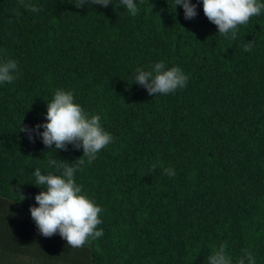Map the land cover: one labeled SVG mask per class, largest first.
Segmentation results:
<instances>
[{
	"label": "trees",
	"instance_id": "16d2710c",
	"mask_svg": "<svg viewBox=\"0 0 264 264\" xmlns=\"http://www.w3.org/2000/svg\"><path fill=\"white\" fill-rule=\"evenodd\" d=\"M75 2L24 0L40 9L31 12L0 0V61L19 68L0 84V264H208L221 243L232 264L245 249L264 264V10L231 40L202 0H189L190 20L174 0H135L136 16L119 0ZM160 61L188 80L150 96L132 74ZM56 89L114 138L74 176L104 210V235L81 248L40 235L29 212L44 190L32 172L59 175L49 160L83 155L20 131L47 122Z\"/></svg>",
	"mask_w": 264,
	"mask_h": 264
},
{
	"label": "clouds",
	"instance_id": "9594fccd",
	"mask_svg": "<svg viewBox=\"0 0 264 264\" xmlns=\"http://www.w3.org/2000/svg\"><path fill=\"white\" fill-rule=\"evenodd\" d=\"M86 3L107 7L112 0H76L75 7L80 8ZM21 4L31 12L40 11L35 5L24 3V0H21ZM119 4L126 7L131 16H136L140 11L135 0H119ZM177 5L183 9L186 20L197 15L196 5L189 0H174V7ZM202 9L205 17L217 27L219 35L235 40L239 26L246 25L251 17L260 15L264 3L258 0H202ZM252 47L253 42L247 43L244 51H250ZM18 72L15 60L0 61V84L13 83L19 78ZM187 80L188 77L179 67L166 68L163 61L151 65L149 70L137 68L132 74L133 83L143 85L150 96L174 93L183 89ZM45 119L46 123L38 124L33 129L21 127L20 131L28 134L30 141L35 132L45 147L54 145L55 150H66L69 144L76 149L82 148L83 155L71 164H58L56 159L49 160V166L58 170L59 175L51 172L42 174L39 168L32 172L34 185L44 190L35 195L38 207L29 208L30 216L40 235L47 238L59 233L68 246L81 248L104 235L102 229H97L102 223L99 217L104 210L82 194V185L76 182L74 176L85 164L84 158L91 163L114 138L101 126V116L87 113L74 101L71 91L55 90L51 101L47 103ZM41 128L42 132L39 131ZM164 171L169 176L175 175L173 169L166 168ZM207 260L208 264H232L226 243L214 248ZM236 264H256L255 255L245 249Z\"/></svg>",
	"mask_w": 264,
	"mask_h": 264
}]
</instances>
